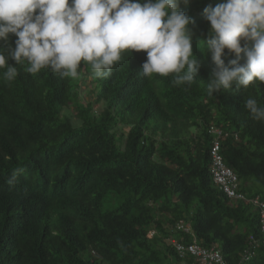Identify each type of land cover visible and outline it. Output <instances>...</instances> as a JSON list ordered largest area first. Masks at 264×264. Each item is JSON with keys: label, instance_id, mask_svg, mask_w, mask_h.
I'll use <instances>...</instances> for the list:
<instances>
[{"label": "trees", "instance_id": "1", "mask_svg": "<svg viewBox=\"0 0 264 264\" xmlns=\"http://www.w3.org/2000/svg\"><path fill=\"white\" fill-rule=\"evenodd\" d=\"M221 2L181 5L201 61L190 86L141 76L145 52L122 54L106 78L89 66L77 79L31 74L9 61L18 75L8 81L0 68V264H201L177 245L264 264L250 202H264V121L244 106H264V84L209 95L215 65L198 43L210 30L204 9ZM234 58L226 50L225 64ZM214 127L228 134L220 155L246 201L214 183Z\"/></svg>", "mask_w": 264, "mask_h": 264}, {"label": "clouds", "instance_id": "2", "mask_svg": "<svg viewBox=\"0 0 264 264\" xmlns=\"http://www.w3.org/2000/svg\"><path fill=\"white\" fill-rule=\"evenodd\" d=\"M189 0H0V42L15 36V47L0 48L4 79L14 80L16 65L27 72L50 68L61 78L77 79L89 66L97 78L111 75L124 53H146L139 73L173 76L175 85H192L201 68L194 55V21L181 10ZM208 38L202 54L215 67L207 91L247 89L264 84V0H224L204 9ZM235 58L225 64L224 57ZM252 118L264 121V106L244 101Z\"/></svg>", "mask_w": 264, "mask_h": 264}, {"label": "built area", "instance_id": "3", "mask_svg": "<svg viewBox=\"0 0 264 264\" xmlns=\"http://www.w3.org/2000/svg\"><path fill=\"white\" fill-rule=\"evenodd\" d=\"M212 134L215 136L213 148H212V167L211 173L214 180V183L218 188L227 195L230 199L236 201H246V197L238 192V178L234 174L233 170L228 168L223 162V158L220 155L221 149V139L227 137L228 134H225L224 131L220 128H212ZM255 207L259 210L260 215V227L261 232L264 234V202L259 199H254L250 201ZM188 231V230H187ZM251 241V254L246 252L245 260H248L253 254L255 247L257 246V240L254 237L250 238ZM260 245L264 247V240L260 242ZM179 252H189V254L197 259L201 264H227L224 260L221 252L216 249L207 250L198 245H190L184 247L177 245Z\"/></svg>", "mask_w": 264, "mask_h": 264}, {"label": "bare ground", "instance_id": "4", "mask_svg": "<svg viewBox=\"0 0 264 264\" xmlns=\"http://www.w3.org/2000/svg\"><path fill=\"white\" fill-rule=\"evenodd\" d=\"M229 167V166H228Z\"/></svg>", "mask_w": 264, "mask_h": 264}]
</instances>
